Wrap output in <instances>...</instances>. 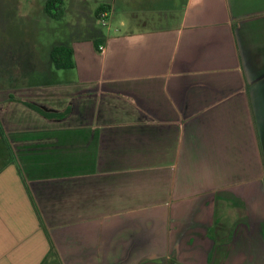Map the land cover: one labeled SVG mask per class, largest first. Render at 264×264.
Returning <instances> with one entry per match:
<instances>
[{
    "label": "crops",
    "instance_id": "1",
    "mask_svg": "<svg viewBox=\"0 0 264 264\" xmlns=\"http://www.w3.org/2000/svg\"><path fill=\"white\" fill-rule=\"evenodd\" d=\"M69 1L73 68L1 63L0 264H264V0Z\"/></svg>",
    "mask_w": 264,
    "mask_h": 264
},
{
    "label": "rangeland",
    "instance_id": "2",
    "mask_svg": "<svg viewBox=\"0 0 264 264\" xmlns=\"http://www.w3.org/2000/svg\"><path fill=\"white\" fill-rule=\"evenodd\" d=\"M46 0H0V70L4 52L18 47L25 62L43 63L49 60L54 44H66L75 38H89L97 25H71L65 17H50L44 10ZM66 3H71L65 0ZM99 25V26H98ZM10 48V49H9ZM40 60V61H39ZM1 81V80H0ZM132 264H176L174 257L140 260L132 257ZM211 264H224L212 261Z\"/></svg>",
    "mask_w": 264,
    "mask_h": 264
},
{
    "label": "trees",
    "instance_id": "3",
    "mask_svg": "<svg viewBox=\"0 0 264 264\" xmlns=\"http://www.w3.org/2000/svg\"><path fill=\"white\" fill-rule=\"evenodd\" d=\"M61 4L62 0H46L44 5L45 12L50 17H58L61 15ZM104 5H100L96 13L104 9ZM94 46L97 48L98 44L94 41ZM50 59L54 68L56 69H71L75 66L73 59V50L70 46L66 45H55L50 50ZM53 252V247H51ZM50 252V253H51Z\"/></svg>",
    "mask_w": 264,
    "mask_h": 264
},
{
    "label": "built area",
    "instance_id": "4",
    "mask_svg": "<svg viewBox=\"0 0 264 264\" xmlns=\"http://www.w3.org/2000/svg\"><path fill=\"white\" fill-rule=\"evenodd\" d=\"M98 15H99V17H98V21L104 23V18H105L106 12L102 10V11H100V12L98 13Z\"/></svg>",
    "mask_w": 264,
    "mask_h": 264
}]
</instances>
